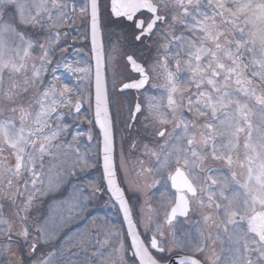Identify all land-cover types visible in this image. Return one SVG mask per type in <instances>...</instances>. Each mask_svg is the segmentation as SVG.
I'll return each instance as SVG.
<instances>
[{"label":"snow or ice","instance_id":"obj_1","mask_svg":"<svg viewBox=\"0 0 264 264\" xmlns=\"http://www.w3.org/2000/svg\"><path fill=\"white\" fill-rule=\"evenodd\" d=\"M0 264H264V0H0Z\"/></svg>","mask_w":264,"mask_h":264},{"label":"flooded vegetation","instance_id":"obj_2","mask_svg":"<svg viewBox=\"0 0 264 264\" xmlns=\"http://www.w3.org/2000/svg\"><path fill=\"white\" fill-rule=\"evenodd\" d=\"M109 30L110 31H113V32H117L119 33L121 31L120 27L118 26H115V25H111L109 26ZM76 35L75 32H70L69 34V42H71V37ZM113 39H115V37H113ZM69 51H72V49H69ZM87 51V49H85V52ZM86 127V125H84ZM106 199V197H96V198H93V202L91 204V206L89 207L88 211H95L98 215L100 216H103L105 215L106 213L108 215H112L111 212L108 211V209H106L104 207V204H103V201Z\"/></svg>","mask_w":264,"mask_h":264}]
</instances>
